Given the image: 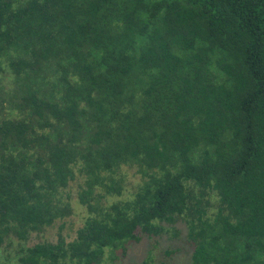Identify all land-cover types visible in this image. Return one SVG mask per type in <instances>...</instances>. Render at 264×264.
I'll return each instance as SVG.
<instances>
[{"label": "trees", "instance_id": "1", "mask_svg": "<svg viewBox=\"0 0 264 264\" xmlns=\"http://www.w3.org/2000/svg\"><path fill=\"white\" fill-rule=\"evenodd\" d=\"M73 184L75 237L29 244ZM179 221L190 264H264V0H0L1 264H107Z\"/></svg>", "mask_w": 264, "mask_h": 264}, {"label": "rangeland", "instance_id": "2", "mask_svg": "<svg viewBox=\"0 0 264 264\" xmlns=\"http://www.w3.org/2000/svg\"><path fill=\"white\" fill-rule=\"evenodd\" d=\"M122 175L124 178L122 194L115 197L111 195L108 197V201L130 198L141 180L135 168H123ZM70 191L74 208L73 214L66 217L62 222H56L43 232L32 235L28 242L29 244L44 239L54 242L59 232H61L67 241L75 237L76 230L80 227L83 218L87 214V210L77 202V186L75 184L71 186ZM176 226L181 229V233L177 237L171 238L166 234L157 240L143 238L138 243L130 244L124 255L120 253L117 260L114 262L109 261L107 264H140L147 256L152 258L153 264H190L189 257L192 247L183 238L186 234V227L180 221L176 223ZM165 251H170V254L165 253ZM1 261L2 259H0V264Z\"/></svg>", "mask_w": 264, "mask_h": 264}]
</instances>
